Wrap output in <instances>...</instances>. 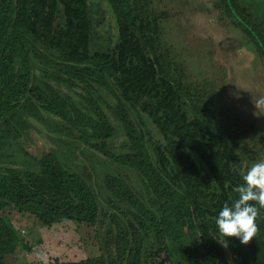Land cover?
<instances>
[{"label": "trees", "instance_id": "trees-1", "mask_svg": "<svg viewBox=\"0 0 264 264\" xmlns=\"http://www.w3.org/2000/svg\"><path fill=\"white\" fill-rule=\"evenodd\" d=\"M104 1L117 42L91 49L86 0H57L64 25L47 36L39 30L44 0H0V211L29 212L43 226L95 224L102 213L98 192L73 164L78 154L93 161L101 154L104 202L126 220L110 215L117 229L114 256L76 264H142L143 253L152 259L160 251L171 264H230L214 219L223 203L236 198L233 189L255 160L205 95L184 84L163 48L156 15L139 0ZM225 1L235 25L264 57L258 25L249 13H238L237 0ZM30 118L58 134L54 149L35 162L22 158L27 153L19 143ZM147 122L164 144L151 138ZM120 130L125 152L115 153L108 140ZM108 162L132 171L138 189ZM8 220L0 215V227L11 236L0 230V264H9L1 262V237L4 245L22 240ZM256 224L246 244L225 238L236 264H264V209Z\"/></svg>", "mask_w": 264, "mask_h": 264}, {"label": "rangeland", "instance_id": "rangeland-1", "mask_svg": "<svg viewBox=\"0 0 264 264\" xmlns=\"http://www.w3.org/2000/svg\"><path fill=\"white\" fill-rule=\"evenodd\" d=\"M45 10L39 30L43 36L52 35L64 25V10L57 0H44ZM146 13L157 17L163 48L171 56L177 69L183 72L184 84L191 85L204 94L213 112L239 135L242 148L255 161L264 159V57L242 28L235 25L228 12L225 0H139ZM87 13L92 24L91 49L117 42L113 18L104 0H86ZM238 13H249L253 23L264 34V0H237ZM104 96L114 103V98L105 89ZM109 114V113H108ZM31 127L19 138L27 153L23 159L35 162L49 150L54 149L57 132L30 118ZM116 125V120L113 121ZM151 138L161 144L165 141L151 122L146 123ZM124 136L120 130L108 140L112 152H125ZM105 160L100 154L98 161L89 155L78 154L73 169L82 175L98 192L102 213L91 225L70 220H61L51 226H43L37 218L26 211L6 207L0 211L18 231L22 240L9 241L1 237L2 263L52 262L53 264H76L87 258L108 259L115 255L114 237L117 229L110 218L114 214L124 221L117 209L104 202L105 191L101 179L105 170L99 164ZM21 160H18L20 164ZM104 163V162H103ZM113 173L128 176L135 190L136 175L132 171L106 163ZM125 207V205H122ZM105 212V214H103ZM6 234L2 226L0 230ZM1 230V231H2ZM7 238H11L8 234ZM152 239V238H151ZM154 244V239H153ZM230 264H236L228 247ZM4 245V246H3ZM29 249H28V248ZM171 264L164 251L156 252L151 259L143 253L142 264Z\"/></svg>", "mask_w": 264, "mask_h": 264}, {"label": "clouds", "instance_id": "clouds-1", "mask_svg": "<svg viewBox=\"0 0 264 264\" xmlns=\"http://www.w3.org/2000/svg\"><path fill=\"white\" fill-rule=\"evenodd\" d=\"M257 103H264V99ZM241 180L233 189L236 198L223 203L215 215L217 240H223L224 244L228 242L226 237H235L246 244L257 231L256 220L264 209V159L252 162Z\"/></svg>", "mask_w": 264, "mask_h": 264}, {"label": "built area", "instance_id": "built-area-1", "mask_svg": "<svg viewBox=\"0 0 264 264\" xmlns=\"http://www.w3.org/2000/svg\"><path fill=\"white\" fill-rule=\"evenodd\" d=\"M164 264H166V263H164Z\"/></svg>", "mask_w": 264, "mask_h": 264}]
</instances>
